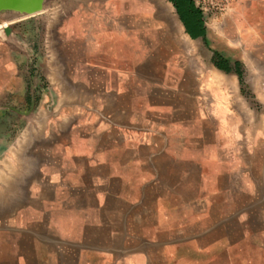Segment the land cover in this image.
Instances as JSON below:
<instances>
[{"label": "rangeland", "instance_id": "374dc122", "mask_svg": "<svg viewBox=\"0 0 264 264\" xmlns=\"http://www.w3.org/2000/svg\"><path fill=\"white\" fill-rule=\"evenodd\" d=\"M92 1L47 0L46 11L58 12L54 16L0 20L10 28L5 32L2 26L0 40L12 45L15 61L13 94L0 97L2 105L15 103L13 110L0 109V264L136 262L135 248L153 247L152 237L172 225L166 211L181 193L169 189L164 175L151 174L148 147L150 136L159 134L157 121L180 118L181 110L209 120H240L236 130L244 138L238 140L237 164L260 163L255 156H262L264 94L249 86L260 85L255 77L264 63L252 45L258 21L247 14L244 0H192L203 13L205 35L191 38L183 26L189 40L178 32L180 18L170 0H100L107 13L94 17L87 14ZM62 6L76 8V22L115 21L124 41L113 51L109 44L93 45L95 32L78 31L82 62L72 63L73 48L64 41L68 32L56 29L66 19L59 15ZM120 51L125 69L134 65L141 74L140 103L124 119L121 112L102 109L106 69L112 53ZM219 58L232 69L222 72L238 77L236 94L224 86L226 107L216 102L217 84L226 80L212 73L221 71L213 63ZM72 70L79 71L77 78L69 77ZM150 81L174 94L172 106L159 88H149ZM149 92L156 94L155 108L147 104ZM248 136L253 139L245 151ZM249 243L256 252V241ZM236 257L240 263H264V252Z\"/></svg>", "mask_w": 264, "mask_h": 264}, {"label": "crops", "instance_id": "0c3cea01", "mask_svg": "<svg viewBox=\"0 0 264 264\" xmlns=\"http://www.w3.org/2000/svg\"><path fill=\"white\" fill-rule=\"evenodd\" d=\"M244 1L247 14L258 21L253 25L252 45L259 47L256 57L264 63V0ZM101 3L100 0H93L88 9L90 12L83 13L91 14L92 17L104 12L106 14L107 9L104 11L99 7ZM46 4L47 0L43 11L35 15L47 13L49 6ZM105 4L107 5V0ZM75 10L76 8L59 7V15H65L66 19L59 22L56 28L58 31L68 32L64 41H68L73 48V53L70 52L72 63L82 62L77 51L79 36H82L76 35L78 31L95 32L92 35L93 45L97 41L105 46L109 44L107 46L113 47V51L115 45L122 44L124 36L118 23L113 20L111 24L76 22L71 18ZM15 16L13 11L1 13L0 20L20 21L15 20ZM56 23L58 21L54 25ZM100 43L99 46L102 45ZM89 44L86 43L87 47ZM11 46L0 40V97L13 94L15 61ZM121 55V51L120 56L112 53L110 66L106 69L103 83L106 97L102 101V109L121 112L119 117L124 119V112L140 103L141 74L134 65L125 69ZM131 63L134 64V61ZM261 69L259 76L255 77L261 80L260 85L251 83L249 86L255 94H264V87L261 86L264 83V67ZM78 72L72 70L69 77L77 78ZM212 73L220 75L221 80L226 79L217 84L219 91L216 101L218 105L226 107L230 101L225 96L227 92L224 86L229 85V93L231 91L236 94L238 77L236 74L228 77L222 71ZM146 84L150 89L155 88L154 91L159 88L158 94L164 95L162 100L166 104L172 106L177 100L174 94L165 90L166 85L151 81ZM155 95L151 96L149 92L146 96L150 108L159 104L154 99ZM13 104V100H10L8 104H0V109L13 110ZM178 114L180 118L170 119L165 123L157 121L159 134L150 136L148 147L149 159L154 160L151 174L164 175L169 189L181 193L166 211L171 217L172 225L163 236L157 232L152 237L150 245L154 244L153 247L137 246L134 254L140 257L138 262L131 260L130 264H250L238 262L236 256L264 252V212L257 209L264 208V135H261L259 141L262 144V156L259 159L255 156L260 163L253 166L250 161L249 166L238 165V140L244 138L242 135L238 136L236 130L242 125L240 120L235 117L209 120L185 109ZM260 126L264 128V120L260 122ZM248 137L250 141H247V146L241 147L245 151L250 149L248 143H252L253 139L252 136ZM252 224L256 228L252 229ZM250 240L256 241V252L253 251L254 246L250 245Z\"/></svg>", "mask_w": 264, "mask_h": 264}, {"label": "trees", "instance_id": "16d2710c", "mask_svg": "<svg viewBox=\"0 0 264 264\" xmlns=\"http://www.w3.org/2000/svg\"><path fill=\"white\" fill-rule=\"evenodd\" d=\"M182 22L186 33L191 38L204 37L205 25L203 13L192 0H170ZM215 67L224 72H230L232 69L226 59L219 58L213 60Z\"/></svg>", "mask_w": 264, "mask_h": 264}, {"label": "water", "instance_id": "95a60500", "mask_svg": "<svg viewBox=\"0 0 264 264\" xmlns=\"http://www.w3.org/2000/svg\"><path fill=\"white\" fill-rule=\"evenodd\" d=\"M44 2L45 0H0V14L13 11L16 14L28 15L41 10ZM4 29L8 32L10 28Z\"/></svg>", "mask_w": 264, "mask_h": 264}, {"label": "bare ground", "instance_id": "6f19581e", "mask_svg": "<svg viewBox=\"0 0 264 264\" xmlns=\"http://www.w3.org/2000/svg\"><path fill=\"white\" fill-rule=\"evenodd\" d=\"M168 8H169V10L170 11H174L173 10V7H172V4L171 3H168ZM38 13H40L41 12V10H38L37 11ZM37 12H35V13H31V14H28V15H20V17L19 18H15V20H21V19H24V18H27L28 16H30V15H35V14H37ZM50 13V15L52 14L53 16L55 15V13L57 14L58 12H56L55 10H52V12H50V11H47V13ZM52 17V16H51ZM51 19V18H50ZM56 19V18H55ZM11 22H13L14 21V19L13 20H10ZM10 22V23H11ZM176 22H177V26H178V32L180 33V34H182L183 35V37L185 38V39H187V40H189V36L184 32V30H183V25H182V23L178 20V19H176ZM49 23V22H48ZM51 23V22H50ZM2 26H4L3 28H6V23L5 24H3V25H0V29L2 28ZM47 26V25H46ZM1 31V30H0ZM51 57V56H50ZM61 66V65H60ZM50 73V72H49ZM58 75V74H57ZM50 76V75H49ZM16 150V149H15ZM28 158V157H27ZM17 159V158H16ZM20 159V158H19ZM23 161V160H22ZM8 162V161H7ZM26 164V163H25ZM3 165H5L4 163H3ZM6 166V165H5ZM7 167H9V165H7ZM11 167V166H10ZM9 169V168H8ZM12 169V168H11ZM0 174H2V173H0ZM3 177V176H2ZM1 177V178H2ZM5 180V179H4ZM9 182V181H8ZM7 183V182H6Z\"/></svg>", "mask_w": 264, "mask_h": 264}]
</instances>
